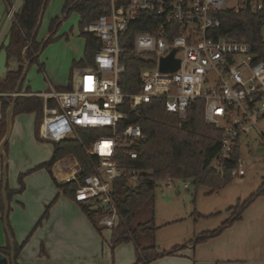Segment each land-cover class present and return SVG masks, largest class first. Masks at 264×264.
Listing matches in <instances>:
<instances>
[{
    "label": "built area",
    "instance_id": "1",
    "mask_svg": "<svg viewBox=\"0 0 264 264\" xmlns=\"http://www.w3.org/2000/svg\"><path fill=\"white\" fill-rule=\"evenodd\" d=\"M224 10L257 13L264 10V0H109L108 12L82 28L101 41L93 66L73 69L71 89L49 86L35 94L43 100L38 129L42 140L78 138V129L108 128L111 132L83 146L85 154L97 160L93 172L83 180L78 177L80 165L73 154L51 166L56 182L76 184L75 201L96 212V224L102 229L111 230L120 221L111 193L113 182L125 179L135 185L142 173L117 159L120 151L130 159L137 158L133 147L143 138L137 124L119 130L120 123L128 119L119 110L125 98L131 108L162 99L165 110L180 118L185 117L191 102L202 100L204 120L222 130L213 162L220 175L228 169L236 142L251 130L258 131L257 121L264 117V63L256 61L248 42L215 37L220 27L216 13ZM13 11L9 10V19ZM144 15L157 19L149 24L154 32H135L130 52L150 55L153 62L139 73V92L126 94L120 89L124 73L120 55L125 51L121 41ZM172 51L178 67L161 70V60ZM243 175L239 162L231 171L232 180ZM188 187L183 180V188Z\"/></svg>",
    "mask_w": 264,
    "mask_h": 264
},
{
    "label": "trees",
    "instance_id": "2",
    "mask_svg": "<svg viewBox=\"0 0 264 264\" xmlns=\"http://www.w3.org/2000/svg\"><path fill=\"white\" fill-rule=\"evenodd\" d=\"M48 1L22 0L21 5L14 9L8 27L10 42L6 48L7 72L4 78H0L1 93L14 92L17 81L23 71L24 60L29 61V66L36 62L39 53L48 43L55 39V32L60 25L59 17L51 19L47 32L49 35L44 40L37 41L36 39L37 27L39 28L40 25V14L43 7L45 10ZM108 10L109 0H65L62 15L67 16L70 12H75L78 15L79 35L84 39L83 57L78 62H74V66H93V56L101 46V41L91 33H84L82 28L99 15L107 13ZM8 12L9 9H7L6 13ZM216 16L220 20V27L216 31L215 37L222 36L248 42L255 54L256 61L264 63V10L257 13L248 11L236 13L232 10H224L217 12ZM155 20L157 21L156 18L150 15L142 16L139 21L131 25L126 33L125 40L121 41V46L125 48V51L120 55V62L124 65V73L120 79V89L123 93L139 92V73L153 62V58L150 55H136L131 53L130 50L133 45V34L137 31L154 32V27L149 24L155 22ZM27 46L28 50L23 60L22 53ZM1 47L2 43L0 44ZM70 88L69 83L64 89L68 90ZM13 98V96H0V140L6 131L5 112ZM42 109L43 100L41 97L19 95L14 99L13 118L19 114L34 113V134L37 139H41L38 129L42 119ZM119 110L128 115L127 121L120 123L119 130L127 124H137L141 128L143 138L133 147L137 152V158L130 159L120 151L117 157L118 162L127 167L136 168L142 173L135 185H129L125 179H118L111 186L112 197L116 204L120 221L117 226L110 230V247L114 249L121 243L133 241L136 246V262L134 264L149 263L160 256L172 254L187 244L176 245L169 251H160L155 244L142 246L136 240L140 234L155 235L158 230V226L153 222L158 181L161 179L189 180L195 186L209 188V194H213L232 181L231 171L240 162V142H236L231 159L227 164V171L220 175L214 168L213 162L219 150L222 130L204 120L202 100L191 102L187 107L184 118L166 111L165 103L162 99H152L148 103L131 108L128 99L125 98ZM77 133L78 138L70 137L58 142H51L52 156L50 160L35 169L45 168L59 192L77 203L100 233L103 229L96 224V212L75 201L74 191L76 184L74 182L58 183L51 173V166L54 161L67 154H73L80 165L79 179L83 180L84 177L93 172L97 160L86 155L83 146L88 145L100 135H108L111 132L108 128H105L78 129ZM6 147L7 142L4 144L5 153ZM1 165L2 160L0 167ZM23 176V173L18 175V189L12 190L7 186L8 201L11 200L14 194L24 190ZM1 189L2 181L0 179V216L3 217L4 204ZM262 195H264V179L254 193L245 200L237 201L235 205L228 208L231 212L228 219L213 230L198 233L189 242L200 243L210 237L219 235L235 220L240 219L243 211L257 197ZM57 196L51 204L57 199ZM51 204L46 206L42 218L47 216ZM146 209H150V218L146 221H141V214ZM193 214H196V212H193ZM7 224L9 234L13 239L14 264H17L16 260L23 244L16 243L9 222ZM0 253L8 258L10 257L11 248L8 240H6L4 246H0Z\"/></svg>",
    "mask_w": 264,
    "mask_h": 264
},
{
    "label": "crops",
    "instance_id": "3",
    "mask_svg": "<svg viewBox=\"0 0 264 264\" xmlns=\"http://www.w3.org/2000/svg\"><path fill=\"white\" fill-rule=\"evenodd\" d=\"M21 2L22 0H0V44L7 35L10 24L7 9L19 7ZM72 65L67 82L63 81L61 74L42 65L46 82L35 83L36 86L33 87L32 79L26 80L25 75L19 95L38 96L35 94L47 91L49 86L65 90L64 88L70 83L71 87L72 72L77 67ZM13 93H2L0 96H13ZM21 115H29L28 117L35 120L34 113L19 114L17 119L15 116L7 143L14 132L13 143L16 142L17 137H23ZM1 160L0 156V162ZM24 168L21 166L7 170L10 189L19 188L15 178ZM32 180L33 178L26 181L24 190L28 188L34 191L37 188L36 186L33 189L36 184L32 183ZM38 188L34 195H27V192L23 190L21 193L14 194L8 201L7 221L16 243L23 244L16 260L17 264H134L136 262V246L133 242L121 243L112 249L110 230L103 229L99 233L81 207L63 196L55 185L52 188L48 182H45L43 187ZM56 196L57 200L50 206L47 217L42 218L41 213L44 207L46 208ZM179 220V217H172L167 219L163 226L178 223ZM0 228V246H4L7 236L1 216ZM204 231L208 229L197 231V234ZM197 234L193 231L181 243H175L170 247H160V251H169L176 245L187 243L172 254L160 256L143 264H264V195L257 197L243 211L240 219L235 220L219 235L200 243L189 242Z\"/></svg>",
    "mask_w": 264,
    "mask_h": 264
},
{
    "label": "rangeland",
    "instance_id": "4",
    "mask_svg": "<svg viewBox=\"0 0 264 264\" xmlns=\"http://www.w3.org/2000/svg\"><path fill=\"white\" fill-rule=\"evenodd\" d=\"M64 3L65 0H49L42 14L36 36L37 41L44 40L49 35L47 32L51 17H59L60 25L55 32V39L44 47L36 62L28 68L26 80L32 79L33 87L36 86L35 83L46 82L42 73V65L61 74L63 81L67 82L73 62H78L83 57L84 39L79 35V17L75 12H70L67 16L62 15ZM28 116H20L23 137H17L16 142L13 143L14 132L7 143L8 170L11 168L13 170L14 167H25L21 171L24 174L22 178L24 187L26 181L33 178L32 183L36 184L33 189L36 186V189L43 187L45 182L54 188L49 172L45 168L35 169L50 160L52 143L36 138L34 120ZM17 118L19 117L16 116L15 119ZM257 128L258 131L251 130L240 139V162L244 170L243 177L234 178L213 194H209V188L195 186L189 180H186L189 185L188 189L183 188L182 179L159 180L154 202L153 222L160 227L155 235H138L137 242L142 246L155 244L158 249L170 247L184 241L193 231L197 234V231H202V229H214L228 219L231 215L228 208L235 205L238 199L243 201L254 193L264 179V117L257 121ZM19 173L15 178L17 183ZM31 190L27 188L24 191L27 195H34L35 190ZM44 210L45 207L41 215ZM150 215V209H146L141 214L140 220L146 221ZM172 217H179L180 220L178 223L163 226V223Z\"/></svg>",
    "mask_w": 264,
    "mask_h": 264
},
{
    "label": "water",
    "instance_id": "5",
    "mask_svg": "<svg viewBox=\"0 0 264 264\" xmlns=\"http://www.w3.org/2000/svg\"><path fill=\"white\" fill-rule=\"evenodd\" d=\"M44 12V7L42 8L41 14H40V18H39V24L41 22L42 19V14ZM38 29V27H37ZM36 29V30H37ZM10 42V34L7 33V35L5 36L4 40L2 41V47L0 48V78H4L6 72H7V52H6V48L8 47ZM28 50V46L23 50V60H24V55ZM174 55V51L171 52V54L162 59L161 63H160V69L163 71H173L178 67V60L174 59L173 57ZM29 61H25L24 60V67H23V71L22 74L20 76V78L17 81L14 93H13V100L11 102H9L8 104V108L5 112V123H6V131L5 134L3 136V138L0 141V156L2 159V165H1V181H2V198H3V204H4V211H3V228L5 230V234L7 236V240L9 242L10 248H11V254L9 257V260L6 256L2 255L0 253V264H14V249H13V239L9 234L8 231V224H7V220H8V212H9V203H8V198H7V194H6V188L8 186V177H7V170H8V158L7 155L4 151V144L7 142L9 134H10V130H11V126H12V118H13V109H14V99L16 96L19 95L20 93V86L21 83L23 82L25 75L28 71L29 68ZM1 231V228H0ZM0 238H1V232H0ZM0 243H1V239H0Z\"/></svg>",
    "mask_w": 264,
    "mask_h": 264
}]
</instances>
